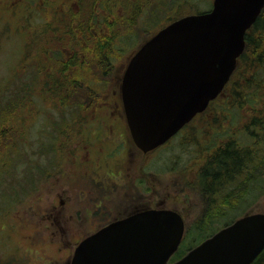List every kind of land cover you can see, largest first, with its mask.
<instances>
[{"label":"rangeland","instance_id":"1","mask_svg":"<svg viewBox=\"0 0 264 264\" xmlns=\"http://www.w3.org/2000/svg\"><path fill=\"white\" fill-rule=\"evenodd\" d=\"M131 1L134 0L124 1L129 7L124 14L134 6H139V13L135 22L130 18L134 19L131 13L124 23L117 25L111 58L113 68L109 71L110 91L117 85L120 91L125 66L144 41L178 17L209 10L213 0H138L135 5ZM86 2L97 4L95 0ZM95 10L100 11V7ZM19 24L16 18L0 16V114L16 109L19 96L33 82L34 63L44 61L40 53L41 37L30 36L19 29ZM110 96L103 98L112 101ZM34 103L38 108L32 105L29 108L32 111L37 108L36 112L26 107L23 113L34 117L25 132L33 139L30 152L34 154L29 159L35 162L27 159L28 164L18 163L15 174L10 176L12 180L0 177V264H69L81 239L112 220L147 208L173 209L184 220L185 232L172 259L202 241L195 234L187 235L203 209L201 196L190 184L194 165L205 153L203 150L216 141L208 132L214 135L226 127L227 118L223 119L218 109L210 108L196 116L146 154L133 143L123 117V122L117 123L112 131L103 129L106 133L102 143L96 147L92 142L89 144L100 153H90L93 161L85 162L90 154H86L89 147L84 149L87 145L83 141L69 143L76 154L69 150L68 155V148L56 149L55 153L40 148L43 145L40 141L48 140L49 128L45 122L57 109L45 110L38 98ZM120 109L123 112L121 95ZM54 120L61 121L57 117ZM92 130L96 132V128ZM112 150L116 155L105 156ZM57 154L61 161L52 158ZM50 158L57 163L51 171L48 170ZM117 161L120 165H116ZM30 164L37 167L31 168ZM85 169L90 173L86 174ZM31 188L33 193L26 194ZM255 212H264V194L244 214Z\"/></svg>","mask_w":264,"mask_h":264},{"label":"trees","instance_id":"2","mask_svg":"<svg viewBox=\"0 0 264 264\" xmlns=\"http://www.w3.org/2000/svg\"><path fill=\"white\" fill-rule=\"evenodd\" d=\"M124 1L95 0L97 4L92 6L91 2L88 4L86 0H80L83 11L79 10L82 6L80 2L79 9L72 6L73 22H79V14L83 13V34L81 38L73 39L78 40L76 45L80 48L73 52L70 68L62 67L57 61L62 53L51 55L46 47L40 46L44 61L34 63L36 74L29 89L19 96L16 109L0 114V177L7 176L8 180H12L10 176L15 174L18 163L35 162L29 159L34 154L30 152L33 139L25 132L34 117H31L33 114L28 117L23 112L26 107L32 111L29 105L38 108L36 103L33 104L36 98L43 101L45 110L68 111L66 116L60 115V122L54 120V113H47L48 140L40 141L43 144L40 148L53 153L56 149L68 148L66 152L69 155V150L71 154H76L69 143H102L107 122H97V115L99 110L109 107L105 102L107 98L103 97L113 92L109 88V71L110 67L113 68L111 58L115 50L117 25L124 23L131 13L134 19L130 18L135 22L139 13V6H134L125 15L129 7L126 3L124 5ZM137 1L131 2L135 5ZM98 6L100 11L95 10ZM40 76L43 79L38 81ZM36 90H39L38 94ZM227 91L230 93L226 94ZM221 96H224L223 101L219 103ZM37 108L32 112H36ZM210 108L218 109L221 117L227 118V123L214 135L208 132L210 137H216V141L205 147V153L194 165L191 184L188 182L197 189L203 201L201 214L191 224L192 229L187 234H195L199 240L242 216L264 194V7L245 34L243 53L228 83L204 112ZM88 127L90 129L85 130ZM92 128H96V132ZM58 155L52 158L61 161ZM56 164L50 158L48 170L51 171ZM35 166L30 164L31 168ZM25 179L29 178L26 176ZM30 193H33L32 188L26 191V194ZM250 264H264V249Z\"/></svg>","mask_w":264,"mask_h":264},{"label":"water","instance_id":"3","mask_svg":"<svg viewBox=\"0 0 264 264\" xmlns=\"http://www.w3.org/2000/svg\"><path fill=\"white\" fill-rule=\"evenodd\" d=\"M263 7L264 0H213L208 11L174 19L135 51L120 95L140 151L165 143L222 92ZM184 232L173 209L138 210L81 239L69 264H250L264 249V212L237 217L170 262Z\"/></svg>","mask_w":264,"mask_h":264},{"label":"flooded vegetation","instance_id":"4","mask_svg":"<svg viewBox=\"0 0 264 264\" xmlns=\"http://www.w3.org/2000/svg\"><path fill=\"white\" fill-rule=\"evenodd\" d=\"M30 1L32 4H30ZM79 2L80 0H0V16L6 14V16L10 17L11 19L16 18L20 23L19 29H24L30 36L39 35V37H41L40 41L42 43L40 46L46 47L49 51V54L51 55L54 53H62V57L56 58L57 61L63 65L62 67L70 68L71 61L73 60V52L80 48L79 45H76L78 40L76 41L75 39L73 41V39L76 37L81 38L83 34V13L81 12L79 14V22H73V14L71 12L72 6H75L79 9L81 4L82 6L79 10L83 11V3L80 2V4ZM101 31L103 32V29ZM95 32L96 34H101L100 31ZM72 43H74L73 46ZM41 79H43V77L40 76L38 81H41ZM118 86L119 85L113 89V92L110 96L112 101H105L106 105L109 107L99 110V114L97 115V117H99L97 122H107L105 127L110 131L113 130L117 123L123 122V117L125 118V115L123 114L124 111L121 112L120 109V91ZM53 111H55V109ZM67 113V110L61 111L60 109H57L56 113H54V117L59 119L60 115L66 116ZM199 114L200 113H198V115ZM198 115H195L193 118ZM97 143V141L92 142L93 146H95ZM88 147L90 151L87 150L86 154L93 152L100 153V151H98L99 149L95 148V150H92L89 144L87 146H83L84 149H88ZM112 154L116 155V152L112 150L106 153L105 156L110 158ZM90 159L93 161L92 157H87L85 162H89ZM116 163V165L119 164L118 161ZM85 172L88 174V170L85 169ZM174 260L176 259L170 260V262Z\"/></svg>","mask_w":264,"mask_h":264}]
</instances>
